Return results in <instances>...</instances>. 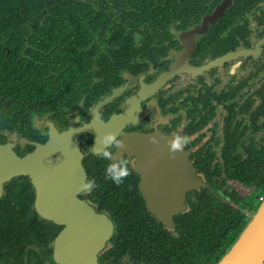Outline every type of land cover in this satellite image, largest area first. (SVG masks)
I'll return each instance as SVG.
<instances>
[{
    "label": "flooded vegetation",
    "instance_id": "flooded-vegetation-1",
    "mask_svg": "<svg viewBox=\"0 0 264 264\" xmlns=\"http://www.w3.org/2000/svg\"><path fill=\"white\" fill-rule=\"evenodd\" d=\"M77 1L59 19L49 10L39 16L50 9L45 1L0 36L8 65L0 74V149L23 158L72 130L83 185L94 187L78 189L72 203L69 192L51 195L44 216L30 175L11 152L3 156L10 162L0 161V264L91 262L92 240L101 237L97 220L85 224V202L114 226L97 264H143L116 235L117 207L140 201L162 224L135 169L149 149H182L204 178V186L186 190L179 213L204 188L249 216L246 198L264 183V0ZM110 132L123 145L114 154L128 164L119 185L106 178L109 161L96 150ZM176 136L187 142L176 147Z\"/></svg>",
    "mask_w": 264,
    "mask_h": 264
},
{
    "label": "water",
    "instance_id": "water-1",
    "mask_svg": "<svg viewBox=\"0 0 264 264\" xmlns=\"http://www.w3.org/2000/svg\"><path fill=\"white\" fill-rule=\"evenodd\" d=\"M45 1L48 3V0ZM46 11L44 9L39 16L45 15ZM210 17L209 21L212 22L215 16ZM55 146H68L69 149H53ZM36 148L23 158L14 156L10 149H0V161L10 162L7 158L6 160L1 158L11 152V161L18 164L15 167L20 169L19 172L30 175L36 188L40 209L42 208L41 212L46 216L45 205L51 195L69 192V203H72L75 201L77 190L84 186L81 162L83 153L78 149L72 130L52 136L49 141L36 144ZM146 151L140 155L137 153L139 158L135 161V169L141 176L140 189L146 198V206L162 222L165 229L176 235L173 215L185 207L183 201L186 190L192 186H204V178L195 172L192 162L182 149ZM50 178L53 179L51 183L48 182ZM151 186L155 187V190L146 193L144 188L147 190ZM89 209L90 206L85 202L83 211V216L87 219L85 224L91 226L97 220V227H100L97 233L101 238L95 237L92 240L94 245L91 251L94 254L91 262L69 264H97L99 253L105 248L107 238L114 231L113 223L109 224V228L106 227L108 222L102 213L97 212L95 208L90 213ZM68 231L70 230L67 228L65 232ZM214 264H264V197L249 214L237 237Z\"/></svg>",
    "mask_w": 264,
    "mask_h": 264
},
{
    "label": "trees",
    "instance_id": "trees-1",
    "mask_svg": "<svg viewBox=\"0 0 264 264\" xmlns=\"http://www.w3.org/2000/svg\"><path fill=\"white\" fill-rule=\"evenodd\" d=\"M0 0V36L13 33L39 9H46L53 19L67 17L77 0ZM67 14V16H65ZM6 49L0 40V74ZM250 170L249 173H253ZM133 203V206H131ZM119 200L118 232L122 241L130 242L131 258L143 264H214L243 228L247 215L202 188L189 209L174 216L176 235L149 215L140 201ZM123 210V213L120 211ZM129 213V214H128Z\"/></svg>",
    "mask_w": 264,
    "mask_h": 264
},
{
    "label": "clouds",
    "instance_id": "clouds-1",
    "mask_svg": "<svg viewBox=\"0 0 264 264\" xmlns=\"http://www.w3.org/2000/svg\"><path fill=\"white\" fill-rule=\"evenodd\" d=\"M175 140L176 147H179L182 143L187 142V138L181 136H176ZM152 142L157 143V140L153 138ZM117 146L122 147V141H120L115 134L110 132L106 133L98 140L96 150L103 159L109 161L105 169L106 178L119 185L123 182L124 178L129 175V170L127 161L121 156L114 154L113 148ZM84 187L91 190L94 187V182L89 181L84 185Z\"/></svg>",
    "mask_w": 264,
    "mask_h": 264
},
{
    "label": "rangeland",
    "instance_id": "rangeland-1",
    "mask_svg": "<svg viewBox=\"0 0 264 264\" xmlns=\"http://www.w3.org/2000/svg\"><path fill=\"white\" fill-rule=\"evenodd\" d=\"M251 189L252 190L250 191V193L252 194V198H249L247 196L246 200L249 201V202L246 204V206L250 209V203H251V208L254 209L256 204L259 202L257 200V194L264 193V183H259L258 185L252 186ZM246 206L243 205L242 208L245 209ZM245 211H247V209ZM247 212H248V215L251 213L250 211H247Z\"/></svg>",
    "mask_w": 264,
    "mask_h": 264
},
{
    "label": "built area",
    "instance_id": "built-area-1",
    "mask_svg": "<svg viewBox=\"0 0 264 264\" xmlns=\"http://www.w3.org/2000/svg\"><path fill=\"white\" fill-rule=\"evenodd\" d=\"M263 199V197L262 196H259V199H258V201H261Z\"/></svg>",
    "mask_w": 264,
    "mask_h": 264
}]
</instances>
